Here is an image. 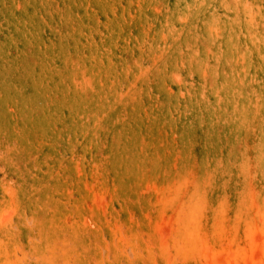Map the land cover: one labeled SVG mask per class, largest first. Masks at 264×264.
Here are the masks:
<instances>
[{
    "label": "rangeland",
    "instance_id": "1",
    "mask_svg": "<svg viewBox=\"0 0 264 264\" xmlns=\"http://www.w3.org/2000/svg\"><path fill=\"white\" fill-rule=\"evenodd\" d=\"M0 264H264V0H0Z\"/></svg>",
    "mask_w": 264,
    "mask_h": 264
}]
</instances>
